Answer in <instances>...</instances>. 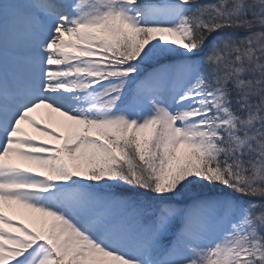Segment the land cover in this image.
<instances>
[{"label":"snow or ice","instance_id":"snow-or-ice-1","mask_svg":"<svg viewBox=\"0 0 264 264\" xmlns=\"http://www.w3.org/2000/svg\"><path fill=\"white\" fill-rule=\"evenodd\" d=\"M0 264H264V0H0Z\"/></svg>","mask_w":264,"mask_h":264},{"label":"rangeland","instance_id":"rangeland-1","mask_svg":"<svg viewBox=\"0 0 264 264\" xmlns=\"http://www.w3.org/2000/svg\"><path fill=\"white\" fill-rule=\"evenodd\" d=\"M32 115L38 120H44L48 122L50 126L53 127H58V122L64 119L63 117H60L58 114L53 113L50 115L49 110L44 108L38 109ZM24 127L30 134L37 136L38 139L50 140L49 137L42 136L40 133L35 132V130L29 124L25 123ZM17 212L18 214L23 215L27 219V213L24 212V210H17Z\"/></svg>","mask_w":264,"mask_h":264}]
</instances>
